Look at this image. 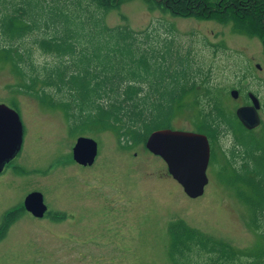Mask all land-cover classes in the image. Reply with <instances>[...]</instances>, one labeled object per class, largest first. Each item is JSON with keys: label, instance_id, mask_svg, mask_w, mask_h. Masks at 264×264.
<instances>
[{"label": "rangeland", "instance_id": "374dc122", "mask_svg": "<svg viewBox=\"0 0 264 264\" xmlns=\"http://www.w3.org/2000/svg\"><path fill=\"white\" fill-rule=\"evenodd\" d=\"M8 1L0 0V15L7 12L6 5L8 11L12 5H23V0ZM32 1L37 3L30 8L24 4L26 11H18L23 14L21 19L30 15L39 23L22 38L26 47L31 46L34 63L49 64L55 58L31 44L32 37L64 36L68 26L79 35L92 33L102 14L110 27L128 25L133 29L143 49L158 60L175 65L188 60L194 75L192 90L205 84L223 89L225 104L235 115L238 106L251 104L249 93L255 95L260 123L248 130L263 140L264 52L257 35L234 31L230 20L176 16L157 7L150 9L142 0H125L105 13L89 0ZM66 17L76 26L66 23ZM16 82L10 66L0 62V102L17 110L23 124L21 149L4 170L12 174L0 178V212L21 201L31 188L43 193L52 215L34 218L26 213L12 220L0 240V264H175L168 252L167 231L175 220L235 249L252 251L258 243L262 245L264 216L255 224L250 222V211L237 196L235 185L218 177L221 163L209 160L204 192L191 198L145 142L123 147L111 131L73 134L62 110L17 91ZM232 89L238 91L236 98L230 95ZM184 100L189 101L187 96ZM192 115L190 108L177 113L172 128L197 131ZM79 135L98 142L92 166L73 162L71 149ZM233 140L231 131L220 136L213 143L216 157L221 161L222 150L227 155L235 148V165H240L242 149ZM13 164L21 168L14 169ZM63 211L66 216L59 217ZM193 264L209 263L202 257Z\"/></svg>", "mask_w": 264, "mask_h": 264}, {"label": "trees", "instance_id": "16d2710c", "mask_svg": "<svg viewBox=\"0 0 264 264\" xmlns=\"http://www.w3.org/2000/svg\"><path fill=\"white\" fill-rule=\"evenodd\" d=\"M89 1L95 9L105 13L125 0ZM142 1L150 9L157 7L176 16L230 20L234 31L257 35L264 52V0ZM22 2L29 8L37 3ZM23 5H12L9 11L6 5L7 12L0 15V62L8 64L16 74L17 91L37 98L43 105L62 110L71 133L111 131L123 147L145 142L154 130L172 128L171 120L177 113L192 109L194 128L210 141L211 162L221 163L218 177L235 185L237 196L250 211V222L255 224L258 217L264 216V136L259 141L240 123L227 108V94L223 89L205 84L198 85L199 90H192L194 75L188 60L176 65L158 60L143 49L133 29L128 25L110 27L102 14L96 19L98 28L92 33L79 35L68 26L64 36L32 37L31 44L55 58L49 64L34 63L31 46L26 47L22 38L30 35L39 23L33 22L35 18L30 15L25 20L19 17L23 16L19 9L26 11ZM39 14L40 11L35 12L36 17ZM65 21L76 26L70 17ZM186 96L189 101L184 100ZM229 131L234 144L242 149L240 165H235V148L230 150L229 157L222 150L221 161L216 157L213 143ZM256 207L259 210L256 211ZM58 216L63 217V214ZM167 228L168 252L175 264H193L202 257L208 259L209 264H264L262 236L263 246L258 243L255 250L243 251L181 220L171 221Z\"/></svg>", "mask_w": 264, "mask_h": 264}, {"label": "water", "instance_id": "95a60500", "mask_svg": "<svg viewBox=\"0 0 264 264\" xmlns=\"http://www.w3.org/2000/svg\"><path fill=\"white\" fill-rule=\"evenodd\" d=\"M259 68V64H256ZM230 95L238 96L232 89ZM251 104L238 106L236 116L241 124L252 129L259 125L258 98L249 93ZM23 126L16 110L0 103V169L3 160L11 158L20 149ZM145 147L159 155L167 165L169 174L182 186L187 196L196 198L203 194L208 183L206 169L210 146L205 134L195 131L161 128L152 131ZM97 153V142L89 136L77 137L72 147V158L80 164H91ZM27 209L35 216H42L46 209L40 192H32L25 199Z\"/></svg>", "mask_w": 264, "mask_h": 264}, {"label": "flooded vegetation", "instance_id": "af4514ba", "mask_svg": "<svg viewBox=\"0 0 264 264\" xmlns=\"http://www.w3.org/2000/svg\"><path fill=\"white\" fill-rule=\"evenodd\" d=\"M1 103V102H0ZM17 111V110H16ZM18 113V112H17ZM19 115V113H18ZM19 119L21 121V118H20V115H19ZM21 124H22V121H21ZM23 125V124H22ZM79 136H84V135H79ZM77 136V137H79ZM23 137V135H22ZM76 137V139H77ZM207 137V136H206ZM75 139V141H76ZM94 139V138H93ZM208 139V138H207ZM23 140V139H22ZM97 142V141H96ZM208 142H209V146H210V141L208 139ZM21 145H22V142H21ZM73 147V146H72ZM20 149H21V146H20ZM20 149L17 151V153L12 156L11 158H7L6 160H3V166L1 167L0 169V178H3L4 176H11L12 173H5L4 170H5V167L7 165H10L13 163L14 159L16 158L17 154L19 153ZM72 150V149H71ZM210 150H211V146H210ZM229 152L230 150L228 151L227 153V156L229 157ZM71 154H72V151H71ZM98 155V142H97V153H96V156L93 160V162L91 164H80L78 162H76L73 158V162H75L76 164L80 165V166H84V167H87V166H92L96 160V157ZM158 156V155H157ZM160 157V156H159ZM210 160V158H209ZM13 168L14 169H18V168H21V166L18 164H13ZM168 172V171H167ZM15 173H18V172H15ZM169 174V173H168ZM170 175V174H169ZM171 176V175H170ZM32 192H40L42 194V197H43V193L37 189H29L22 197V200L17 202V203H14L12 205H10L9 207H7L6 209H3L1 212H0V240H2L5 236V232H6V228L10 227V222L12 220H15V219H18L19 217L22 216V214H29L31 216H33L34 218H43L45 216H50L52 215L51 212H49V207L46 203V201L44 200V197H43V203L45 204L46 206V209L45 211L43 212L42 216L38 217V216H35L29 209H27L26 207V204H25V199L26 197L28 196V194L32 193ZM63 217L66 216L65 212L63 211ZM48 214V215H47Z\"/></svg>", "mask_w": 264, "mask_h": 264}]
</instances>
